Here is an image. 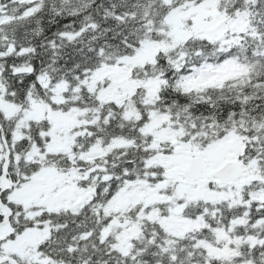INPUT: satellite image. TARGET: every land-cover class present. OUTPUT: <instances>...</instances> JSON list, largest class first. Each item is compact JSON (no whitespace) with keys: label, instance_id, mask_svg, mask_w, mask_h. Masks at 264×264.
Instances as JSON below:
<instances>
[{"label":"snow or ice","instance_id":"6c2138e0","mask_svg":"<svg viewBox=\"0 0 264 264\" xmlns=\"http://www.w3.org/2000/svg\"><path fill=\"white\" fill-rule=\"evenodd\" d=\"M0 264H264V0H0Z\"/></svg>","mask_w":264,"mask_h":264}]
</instances>
